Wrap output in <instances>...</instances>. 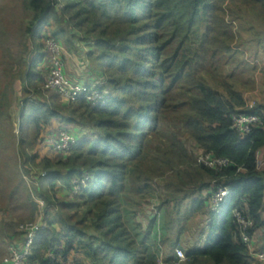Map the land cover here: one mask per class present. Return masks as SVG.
I'll return each instance as SVG.
<instances>
[{
    "label": "trees",
    "instance_id": "16d2710c",
    "mask_svg": "<svg viewBox=\"0 0 264 264\" xmlns=\"http://www.w3.org/2000/svg\"><path fill=\"white\" fill-rule=\"evenodd\" d=\"M244 11L264 22V0H0V264L4 246L25 239L20 225L40 219L30 264H172L178 247L185 264H264L234 217L253 223V246L262 232L264 255V127L244 137L231 129L238 110L264 123V104L250 110L246 97L259 67L235 46ZM51 26L57 40L67 29L95 40L97 69L77 84L99 89L106 106L42 91ZM54 121L78 141L67 156L40 159ZM201 154L232 165L216 171ZM76 181L85 184L75 194ZM217 185L230 190L220 214L209 207ZM139 215L153 218L149 227ZM200 219L197 242L186 235Z\"/></svg>",
    "mask_w": 264,
    "mask_h": 264
},
{
    "label": "built area",
    "instance_id": "2783aa9c",
    "mask_svg": "<svg viewBox=\"0 0 264 264\" xmlns=\"http://www.w3.org/2000/svg\"><path fill=\"white\" fill-rule=\"evenodd\" d=\"M44 48L48 55V74L45 78V82L42 85V91L45 94H53L59 97L63 103H75L81 99L85 100L92 107L106 106L107 98L96 87H88L81 84L73 83L66 75L65 72V48L59 43V41L53 37H46L44 40ZM254 107H249L252 110ZM264 127V123L260 117L255 114H247L241 110H238L232 116L231 129L237 132L242 137L247 136L254 132V130ZM77 138L68 131L60 132L56 139H48L46 145L52 149L56 156H67L73 146L77 143ZM258 156V154H257ZM198 163L206 167L214 169L216 171L222 168H227L232 165L229 160L216 159L210 155L201 154L198 156ZM85 182L74 183V193L76 194L80 190V186ZM217 184V183H216ZM215 184V185H216ZM230 190L217 185V192L210 200L209 207L213 212L218 214L223 212V205L225 204ZM43 205L42 202H39ZM234 217L240 226L241 236L243 242L250 245V250L254 257L258 256L261 260H264V255L256 254L253 252V245L251 238L248 235V231L253 227V223L246 220L243 214L237 210L234 212ZM43 225L41 219L33 224L25 223L21 224L19 231L25 233V239L21 242H14L8 249V257L5 260V264H30L29 259L32 255L34 239L36 234L42 229ZM10 245V244H9ZM174 262L172 264H185L187 257L185 252L180 249L174 251ZM159 264H165L160 260Z\"/></svg>",
    "mask_w": 264,
    "mask_h": 264
},
{
    "label": "rangeland",
    "instance_id": "374dc122",
    "mask_svg": "<svg viewBox=\"0 0 264 264\" xmlns=\"http://www.w3.org/2000/svg\"><path fill=\"white\" fill-rule=\"evenodd\" d=\"M234 22H235V26H236L237 31L239 32V34H241V39L237 41L235 46L238 47L239 50L244 52L246 60H248L252 64L251 65L252 67L256 66V65L259 67V69L255 73V80H256L257 88L255 91L249 92L246 95V97L248 99L249 107L251 108V107H255L257 104H262V103L264 104V22H261L260 20H258L254 16V14L251 13L250 11H248V12L244 11L242 14L236 16V18L234 19ZM58 30H59V28H57L56 26L55 27L51 26L50 29L47 30L46 33L50 32L48 34L49 35L51 34L50 36H52L53 35L52 32L53 31L57 32ZM67 30H68V32L66 34L65 33L61 34V32H60L59 33L60 36H58L57 38H58L59 43L63 47L73 46L72 43L75 45L74 46L75 48L72 49L73 52L71 54H67L66 53L67 50L65 51V59L69 63H71V59L77 60L76 63L78 65L75 64V66H77L78 69L81 70L80 76L84 77V78H82L83 81L78 79V82L84 83V79L87 78L89 75V74H87L89 69H92L93 71H95L97 69V66H98L97 59L89 57L91 53L95 52L94 47H95L96 42L94 39H84V37H80L77 35L74 36L75 33L72 30H70V29H67ZM52 37L54 38V36H52ZM66 54L71 55L72 56L71 59H69V57ZM67 67H69V65H67ZM73 72H75V71H73ZM94 73L96 75V72H94ZM66 75L71 80L72 76L69 73H66ZM46 76H45V78H46ZM73 83H75V82H73ZM16 89H17L16 90L17 91V97L19 98L21 96L19 85H17ZM58 100L61 101L60 99H58ZM17 111H18L17 107H14L11 110V114H12L13 118L17 117ZM15 121L17 123V118L15 119ZM16 127H17L16 133H18L19 132V129H18L19 126H16ZM52 127H54V126H52ZM66 128H68V127H66ZM71 128H73V127H71ZM60 132H62V131L58 130L56 135H54L55 139L59 136ZM50 138H51V136H46V137L44 136V138L41 140L40 144L38 145V147L36 149L35 153L40 157V159L46 158V157L51 158V159L57 158V156L54 154L52 149L46 145V141ZM257 164H258L259 170L264 168V150L258 154ZM130 206H128V207H130ZM1 218H2V216L0 215V219ZM142 218H143V215L142 216L139 215V219H142ZM151 220H153V218L151 216L146 218L145 220H143V225L145 228L149 227V225L151 224ZM158 220L161 221L160 215H158ZM124 222H125L126 226L128 227V229L130 230L132 236H134L136 241L139 244H141L142 240L145 238V235H144V233L140 232L138 227H136V224H138V223L135 219V215L133 213H125ZM205 224H206L205 219H204V221L201 219L195 220L194 223L192 224L191 230L188 232L186 237L192 238V239L195 238L197 240V242H200L201 240H203L204 237H203V233H201V228L203 226H205ZM160 225H162V224H160ZM156 227H157V224H156ZM160 231L162 233L161 229H160ZM261 234H262L261 231L256 234L255 242L257 243V245L252 247L254 254H255V252H257L256 253L257 255L259 253L258 249H259L260 242H261ZM156 237L157 236H156L155 232H153L151 237H150L149 245H148V247L152 250V252L155 253V255H156V249H157L155 247V238ZM159 237H161L160 234H159ZM14 242L15 241H13L10 245L4 246L7 257H8V249ZM178 249L185 252L182 247H178ZM259 254H261V253H259ZM7 257H6V259H7ZM74 257L75 256L73 255V258ZM76 258H77V256H76ZM159 258H161L160 255H159ZM256 258L258 260H261L258 256H256ZM160 260H162V259H160ZM261 261L264 262V260H261Z\"/></svg>",
    "mask_w": 264,
    "mask_h": 264
},
{
    "label": "crops",
    "instance_id": "0c3cea01",
    "mask_svg": "<svg viewBox=\"0 0 264 264\" xmlns=\"http://www.w3.org/2000/svg\"><path fill=\"white\" fill-rule=\"evenodd\" d=\"M65 48H66V50L68 51V53L67 54H71L72 52H73V50L72 49H74V48H70V46L68 47V46H65ZM66 54V55H67ZM68 57H69V59H71V55H67ZM64 62H65V72L66 73H69L72 77H71V80L73 81V82H75V83H79L78 82V79H80V80H82L83 81V79L82 78H84V77H81L80 75H81V73H80V71L81 70H79L78 69V67L77 66H75V64H77L76 62H77V60H72L71 59V63H69L68 61H66V59H64ZM67 65H69V67H67ZM78 65V64H77ZM48 66H49V63H48V55H47V58L38 66V70L39 71H41L42 72V74L44 75V78H45V76L47 75V73H48ZM73 71H75V72H73ZM49 95L50 94H47V96L49 97ZM52 96H53V94H52ZM47 97V98H48ZM52 126H54V127H52ZM56 130V131H55ZM58 130H60V125L58 124V122H56V121H54L53 123H52V125L50 126V127H48V128H46L45 130H44V132H43V134H42V139L44 138V136L46 137V136H51V139H55L54 138V135H56V133H57V131ZM46 134V135H45ZM5 263V262H4Z\"/></svg>",
    "mask_w": 264,
    "mask_h": 264
},
{
    "label": "clouds",
    "instance_id": "9594fccd",
    "mask_svg": "<svg viewBox=\"0 0 264 264\" xmlns=\"http://www.w3.org/2000/svg\"><path fill=\"white\" fill-rule=\"evenodd\" d=\"M178 249V248H177Z\"/></svg>",
    "mask_w": 264,
    "mask_h": 264
}]
</instances>
